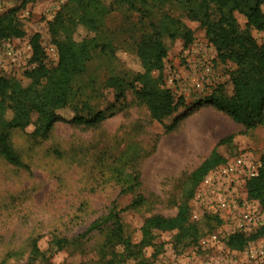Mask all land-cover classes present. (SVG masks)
<instances>
[{"label":"rangeland","instance_id":"obj_1","mask_svg":"<svg viewBox=\"0 0 264 264\" xmlns=\"http://www.w3.org/2000/svg\"><path fill=\"white\" fill-rule=\"evenodd\" d=\"M21 1L0 0V14ZM101 1L105 12L100 15L96 35L105 48L92 51L72 85L78 88L74 96L78 111L83 115L102 111L105 118L93 126L58 121L46 138L32 136L33 124L9 131L11 146L25 167H15L0 157V264H106L122 249V239L140 241L145 218L176 213L190 188L189 174L212 148L225 160L240 153L259 159L264 150V126L245 131L223 111L199 101L193 92L192 81L202 74L201 63L211 61L215 85L220 84L229 95V73L234 64L217 59L204 29L187 17L186 0H138L137 5L147 13L145 18L126 5ZM66 2L32 0L19 8L16 15L24 35L0 45L1 76L28 84L24 73L36 65L30 48L34 33L40 35L42 62L47 67L57 63L49 22L61 10L70 19L80 13L71 9V4L64 8ZM162 15L190 28L193 41L184 47L180 38L163 37L167 54L162 69L154 74L177 95L183 94L184 107L158 122L150 118L134 93L138 84L133 79L141 70L135 43L149 30L150 22L159 21ZM235 17L243 27L245 17L239 13ZM66 24L74 27L75 39L93 35L81 23L66 20ZM251 34L264 43V31L252 30ZM195 105L196 111L166 132L178 116ZM201 106L204 108L198 111ZM58 113L69 119L73 110L66 107ZM197 128L201 129L199 136L193 134ZM229 135L233 136L229 142L216 145ZM201 184L188 201V220L198 229L196 238L178 239L177 230L153 231L151 244L142 248L140 257L150 264H264V234L242 251L226 246L224 237L234 230V221L216 210L220 193L203 190ZM139 195L141 204L130 206ZM235 195L247 197L245 189L238 188ZM253 204L264 223V212L256 201ZM109 212L108 222L83 235L90 223L101 221ZM57 238L69 242L57 249ZM34 244L38 252H34Z\"/></svg>","mask_w":264,"mask_h":264},{"label":"trees","instance_id":"obj_2","mask_svg":"<svg viewBox=\"0 0 264 264\" xmlns=\"http://www.w3.org/2000/svg\"><path fill=\"white\" fill-rule=\"evenodd\" d=\"M32 0H22L20 5L0 14V45L11 38H20L24 30L17 18V11ZM101 0H67L64 8L70 7L79 11L75 18H69L63 11L56 13L49 22V30L54 36L53 42L57 47V63L47 67L42 62L44 55L40 43V35L34 33L30 37L31 60L36 65L25 71L29 79L23 86L19 81L11 80L0 75V157L15 167H25L19 155L14 151L9 139V131L13 128L26 129L33 124L31 132L34 137H45L53 125L64 121L78 126H93L104 120L102 111L93 115H83L74 101L75 91L72 83L74 77L84 71L85 63L91 53L97 48L104 50L105 43L97 38L100 27V15L105 12ZM117 4L126 5L129 9L140 12L145 18V9L138 6V0H113ZM186 14L190 20L197 21L204 29L207 41L213 46L216 57L221 62L230 61L234 68L229 73L231 93L225 95L222 86H213L210 94L197 98L212 104L223 111L233 121L241 124L244 130L264 126V43H258L251 34L252 30L264 31V0H186ZM235 13L243 15L246 22L241 27ZM66 20L83 24L93 32V35L75 39L73 28ZM180 38L186 47L193 41L190 28L168 15H162L159 21H151L149 30L141 34L135 43V54L141 63V70L136 73L133 81L138 84L134 93L147 107L150 118L162 121L171 116L179 108L184 107V96L177 95L166 86L160 75L167 48L163 37ZM201 103V102H199ZM70 107L73 115L65 119L59 110ZM197 110L196 105L187 108L178 116L166 132L176 128L178 123ZM10 113V115H7ZM32 116L35 120L32 121ZM232 135L221 138L216 145L225 144ZM260 165L256 175L245 182L247 199L256 201L264 212V150L259 157ZM225 162L215 147L208 156L188 176L190 188L178 204L176 213L167 217L160 214L148 216L143 221L140 231L141 239L132 243L128 238L122 239V249L115 252L106 264H150L141 256L142 248L151 244L153 231L177 230L176 238L191 236L195 239L197 227L189 218L188 201L194 194V189L200 184L206 174L214 167ZM142 196L134 198L130 206L141 204ZM112 212L105 215L101 221H93L83 235L90 233L101 224L108 222ZM264 234V223L249 232L235 231L224 237L227 247L242 251L251 241ZM66 238H57L54 243L57 249L68 243ZM34 252L38 248L34 244Z\"/></svg>","mask_w":264,"mask_h":264},{"label":"built area","instance_id":"obj_3","mask_svg":"<svg viewBox=\"0 0 264 264\" xmlns=\"http://www.w3.org/2000/svg\"><path fill=\"white\" fill-rule=\"evenodd\" d=\"M201 64L202 74L198 78H194L192 88L195 94L204 97L211 93L216 84V76H213L211 61H205ZM259 165V159H253L252 155L247 153H240L226 159L213 171H209L202 180L203 190L206 188V190L220 193L215 204L216 210L221 215L225 213L233 219L234 230L232 232L243 231L247 233L262 224V214L260 210L255 208L254 200L248 201L245 196L240 198L235 195L238 188L245 189L246 179L257 174Z\"/></svg>","mask_w":264,"mask_h":264},{"label":"crops","instance_id":"obj_4","mask_svg":"<svg viewBox=\"0 0 264 264\" xmlns=\"http://www.w3.org/2000/svg\"><path fill=\"white\" fill-rule=\"evenodd\" d=\"M203 108H204L203 106L199 107L198 111L202 110ZM200 133H201V129H198V128L197 130H195V132H193V134L196 136H199Z\"/></svg>","mask_w":264,"mask_h":264}]
</instances>
